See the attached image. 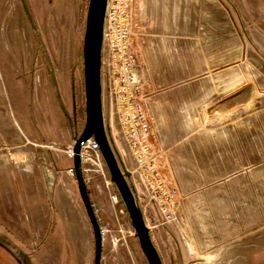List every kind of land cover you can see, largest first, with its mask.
<instances>
[{
  "label": "rangeland",
  "instance_id": "374dc122",
  "mask_svg": "<svg viewBox=\"0 0 264 264\" xmlns=\"http://www.w3.org/2000/svg\"><path fill=\"white\" fill-rule=\"evenodd\" d=\"M87 5L88 0H0V156L22 142L28 155L25 172L0 168V264H93V231L66 152L85 117ZM166 5L156 12L159 17L178 12L188 19L182 26H188L190 64L215 69L190 72V78L219 80L222 93L236 91L238 115L250 96L255 102L264 95V0ZM103 116L116 154L130 170L132 157L106 98ZM82 167L97 169L87 162ZM102 170L82 171L103 230L100 264H148L103 161ZM129 181L163 264H264L260 199L253 200L247 223L240 215L246 201L237 193L206 224L203 215L186 212V197L175 184L174 214L165 221L139 177L131 174Z\"/></svg>",
  "mask_w": 264,
  "mask_h": 264
},
{
  "label": "crops",
  "instance_id": "0c3cea01",
  "mask_svg": "<svg viewBox=\"0 0 264 264\" xmlns=\"http://www.w3.org/2000/svg\"><path fill=\"white\" fill-rule=\"evenodd\" d=\"M167 1H138L140 26L134 35L138 73L151 109V140L186 197L188 214L203 215L208 224L206 217L223 214L225 203L243 193L240 215L247 223L254 199H260L264 215V95L255 102L250 96L238 115L236 91L222 93L219 80L190 78V72L215 69L190 64L188 19L178 12L176 17L156 13L167 8ZM153 2L162 4L153 7ZM25 146L19 143L0 156V168L28 170Z\"/></svg>",
  "mask_w": 264,
  "mask_h": 264
},
{
  "label": "built area",
  "instance_id": "2783aa9c",
  "mask_svg": "<svg viewBox=\"0 0 264 264\" xmlns=\"http://www.w3.org/2000/svg\"><path fill=\"white\" fill-rule=\"evenodd\" d=\"M137 1L106 2L101 47L102 102L104 105V98L107 99L109 110L117 119L122 140L134 163L131 174L139 177L158 211L168 221L174 214L177 187L163 168L162 151L151 140V109L138 73V55L134 47ZM66 152L72 159V146ZM79 155L82 171H103L99 146L92 136L83 142ZM85 162L97 169L83 168ZM68 172L74 176L72 165ZM107 182L111 184L110 178ZM100 233H103L102 228Z\"/></svg>",
  "mask_w": 264,
  "mask_h": 264
},
{
  "label": "water",
  "instance_id": "95a60500",
  "mask_svg": "<svg viewBox=\"0 0 264 264\" xmlns=\"http://www.w3.org/2000/svg\"><path fill=\"white\" fill-rule=\"evenodd\" d=\"M107 0H88L85 27L82 39V71L84 85V124L80 133L73 138L72 167L79 196L90 221L94 237L93 264H100L102 237L97 217L90 201L81 168L80 147L90 136L98 143L110 181L114 184L130 219L134 236L148 264H163L154 246L142 210L137 203L132 184L131 171L116 154L113 140L104 122L102 102L101 47L103 19Z\"/></svg>",
  "mask_w": 264,
  "mask_h": 264
}]
</instances>
